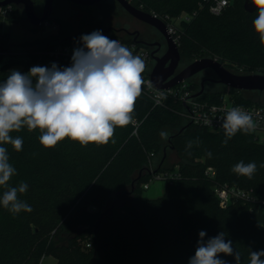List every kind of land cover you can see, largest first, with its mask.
<instances>
[{"label":"trees","instance_id":"1","mask_svg":"<svg viewBox=\"0 0 264 264\" xmlns=\"http://www.w3.org/2000/svg\"><path fill=\"white\" fill-rule=\"evenodd\" d=\"M213 1L134 0V4L158 14L190 16L179 24V49L182 59L189 63L212 56L236 72L263 73L264 46L253 26L258 9L249 12L244 7L246 0H228L223 12L215 15L210 11ZM62 2L79 6L70 0ZM8 20L44 30L43 25H30L15 6ZM49 21L58 24V30L19 43L31 48L20 54L13 51L16 43L0 19V83L6 80L14 62L24 64L21 73L35 61L47 67L52 63L71 66V56L56 58L45 51L70 40L79 42L82 35L92 32L71 35L66 20L52 15ZM102 34L115 40H134L111 30ZM147 65L142 76L150 72ZM190 80L194 88L201 89L202 85ZM221 92L204 90L201 97L215 100ZM263 97L255 100L240 94L238 100L264 104ZM132 116L133 123L115 128L107 144L82 146L65 138L55 147L45 148L39 142V129L29 131L24 126L10 133L13 138L21 137L23 145L21 151L0 145L7 149L9 163L16 170L8 185H28L25 193H18V199L32 211L13 214L0 205V264H39L46 255L55 256L57 264H188L200 231L206 232L205 240L223 232L239 253V264H250L251 251L264 250V207L251 210L239 201L223 208L214 192L215 181L257 190L264 184V167H260L264 164V140L253 132L241 131L224 145V131L190 123L174 100L154 106L143 91ZM190 141L192 147L188 148ZM168 148L179 158L171 166L164 164ZM240 161L256 163L251 179L232 171ZM176 165L180 176L166 181L161 196L148 197L143 184L152 172L147 168L173 171ZM208 166L215 168V179L206 175ZM5 190L0 186V196ZM126 190L131 193L125 194ZM116 199L120 201L112 213L96 224L104 208ZM219 255L227 264H237L234 256Z\"/></svg>","mask_w":264,"mask_h":264},{"label":"clouds","instance_id":"2","mask_svg":"<svg viewBox=\"0 0 264 264\" xmlns=\"http://www.w3.org/2000/svg\"><path fill=\"white\" fill-rule=\"evenodd\" d=\"M252 2L258 9L253 26L264 46V0ZM79 45L73 50L69 67L52 63L50 67L33 66L27 73L13 69L0 83V145H11L21 151L22 138H13L10 133L24 126L29 131L40 130L39 142L45 148L55 147L65 138L82 146L107 144L115 128L133 123L135 102L145 84L144 59L100 30L82 35ZM222 127L224 145L237 132L247 134L255 130L252 115L239 106L226 111ZM187 147H192L191 141ZM207 155L211 158L212 154ZM256 170L255 162L240 161L232 168L234 173L249 179ZM15 172L7 149L0 146V186L6 189L0 196V205L13 214L31 212V206L18 199V193H25L28 185L24 182L18 187L8 185ZM205 236V231L199 232L195 254L188 264H227L220 258L221 253L234 256L239 264L240 255L223 232L207 240ZM261 257L264 250L251 251L250 264H264Z\"/></svg>","mask_w":264,"mask_h":264},{"label":"built area","instance_id":"3","mask_svg":"<svg viewBox=\"0 0 264 264\" xmlns=\"http://www.w3.org/2000/svg\"><path fill=\"white\" fill-rule=\"evenodd\" d=\"M129 1L134 4V0ZM227 4L228 0H214L210 5V11L215 15H219L223 12ZM139 8L143 9L142 6ZM13 9L14 5L12 4H0V19L3 22L9 19L13 13ZM150 13L166 23L170 36L179 46L181 39L179 24L182 20H189L190 16L188 14H182L176 17L170 16L169 14H158L153 11ZM41 25H43V31H45L48 27L56 28L58 24L51 23L47 20ZM116 40L128 47L133 55H139L144 59L145 65L152 59L149 49L144 46H139L135 39L126 41L123 38H118ZM78 45L79 42L77 40H70L46 50L45 53L56 58L60 56L72 57L73 50L78 47ZM34 52L39 53V51ZM143 79L145 84L142 86V91L151 98L154 106H165L168 100H174L180 105V113L186 120L196 125L205 126L211 130L224 131L222 123L226 111L232 107H242L246 112L252 115L255 124V130L252 132L255 133L258 139L264 140V104H260L256 101L246 103L238 100V96L242 94L241 92L247 90L235 89V91L233 88L227 86V90L222 91L218 99L211 100L201 97V94L198 95L197 93L200 89L194 88L190 79L183 80L170 88H157L154 86L149 73L143 76ZM149 84H151V87L148 86ZM205 120H207L208 123H205ZM206 175L210 179H215V168L213 166H208L206 168ZM179 176L178 165L175 166V170L173 171L153 172L151 178L143 184V187L145 189L149 188L150 182L153 179H164L167 181ZM214 192L219 198V203L223 208L239 201L249 205L251 210L256 206L264 207V184L257 190L255 188H245L228 182L215 181ZM90 245L91 242H87V246Z\"/></svg>","mask_w":264,"mask_h":264},{"label":"rangeland","instance_id":"4","mask_svg":"<svg viewBox=\"0 0 264 264\" xmlns=\"http://www.w3.org/2000/svg\"><path fill=\"white\" fill-rule=\"evenodd\" d=\"M36 9L38 12H42L45 0H35ZM55 17L59 16L66 20L69 24L70 34L93 32L96 30L106 31L111 30L122 37H131L137 39V41H147V43H152V41H161L159 31L147 24L146 22L139 20L138 18L132 16L117 0H106L105 2L94 4V5H74L67 2L57 1L54 4L53 13ZM28 23V22H27ZM58 25L56 28H46L45 31H37L31 29L23 21H9L8 19L3 23V29L9 31L11 34L12 41L16 43L13 46V51L16 53H22L26 50L31 49L28 46H21L19 43L35 40L40 35H46L49 33H54L58 30ZM129 31V32H128ZM140 31L141 34H139ZM149 33H151L149 35ZM149 35V38H148ZM146 47L149 51L156 50L157 46L151 44ZM155 60L152 58L148 65V71H151L154 66ZM189 64L188 60L182 59L180 62V67L183 68ZM33 66H42L38 61L32 62L27 69L26 73ZM230 68V67H228ZM10 69L22 71L24 70V64L22 62H14L10 65ZM207 78L202 77H192L194 82L202 85L205 91L208 92H218L227 90V86L215 81L217 76L211 70H207ZM201 87V88H202ZM250 92H243V96L247 98H252L255 100H261L264 96L263 92L258 90H248ZM264 98V97H263ZM179 160L177 153L168 148L164 154V164L166 166H171L176 164ZM158 159H156V162ZM153 166L155 160H153ZM177 166V165H176ZM177 168V167H176ZM166 181L164 179H153L150 182L149 188L145 189V194L148 197H159L163 194L165 189ZM121 200L126 199V197H121ZM39 264H57V258L52 255L44 256Z\"/></svg>","mask_w":264,"mask_h":264},{"label":"water","instance_id":"5","mask_svg":"<svg viewBox=\"0 0 264 264\" xmlns=\"http://www.w3.org/2000/svg\"><path fill=\"white\" fill-rule=\"evenodd\" d=\"M79 5H94L102 0H70ZM132 16L142 20L161 32L167 41V51L162 56H157L155 50L151 51V56L155 60L152 70L149 72L150 79L157 88H170L177 83L190 79L203 70L211 69L215 72L217 78L216 82L233 89L240 90H258L264 94V74L263 73H240L228 68L222 61L212 56H204L198 58L180 71L177 69L182 60V55L179 46L174 42L168 32L166 23L155 17L152 13L139 8L136 4L129 0H117ZM55 0H45L42 12L36 9L35 0H0L1 5L12 4L16 8L22 10L24 17L32 26H39L52 16ZM244 7L249 12L257 10L252 0H246ZM109 31V30H106ZM129 32V31H128ZM144 45L149 46L150 43L143 42ZM204 87L197 93L202 94ZM150 172H157V169L147 168ZM142 170L138 176H141ZM137 179V180H138ZM135 181H132V189L135 188ZM131 193V190H126L125 194ZM119 199L113 200L110 205L106 206L100 214L97 223L100 224L113 211Z\"/></svg>","mask_w":264,"mask_h":264},{"label":"flooded vegetation","instance_id":"6","mask_svg":"<svg viewBox=\"0 0 264 264\" xmlns=\"http://www.w3.org/2000/svg\"><path fill=\"white\" fill-rule=\"evenodd\" d=\"M106 0H102L101 2H99V3H102V2H105ZM98 4V3H97ZM148 24V23H147ZM152 26V25H151ZM137 32H139V34H141V32L140 31H137ZM151 33H149V35H150ZM149 35H148V38H149ZM159 35H160V37H161V41H152V43L151 44H154V45H156L157 46V48H156V52H155V54L157 55V56H162L166 51H167V48H168V45H167V41H166V39H165V37H164V35L161 33V32H159ZM135 39V38H134ZM135 40H137V39H135ZM143 42V41H142ZM145 42H147L146 40H145ZM152 57V56H151ZM182 68L180 67V65H179V67H178V69H177V72L178 71H180ZM207 70H211V69H207ZM207 70H203V71H201V72H199L198 74H196L194 77H202L203 76V78H207L206 76H207ZM212 72H214L213 70H211ZM215 73V72H214ZM216 75V74H215ZM203 85V84H202Z\"/></svg>","mask_w":264,"mask_h":264}]
</instances>
